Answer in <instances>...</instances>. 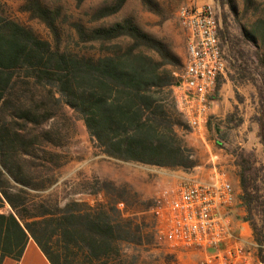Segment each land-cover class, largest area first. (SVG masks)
Returning a JSON list of instances; mask_svg holds the SVG:
<instances>
[{
    "label": "trees",
    "instance_id": "16d2710c",
    "mask_svg": "<svg viewBox=\"0 0 264 264\" xmlns=\"http://www.w3.org/2000/svg\"><path fill=\"white\" fill-rule=\"evenodd\" d=\"M23 1L31 18L44 23L57 38V13L41 0ZM243 1L245 9L252 4V0ZM76 33L97 44L91 47L95 52L52 47L30 29L0 15V262L6 257L19 259L31 239L50 264H162L152 252V234L120 208L125 203L115 185L103 183L110 193L92 205L61 201L43 194L55 179L32 170L37 168L36 160L52 157L38 153L36 138L29 137L25 128L28 123L50 120L51 106L60 100L83 121L90 138L109 157L174 170H186L191 164L177 132L180 115L168 102L170 88L177 82L139 50L142 46L164 57L161 44L129 19L88 31L77 26ZM241 37L254 47L264 74V4L248 28H241ZM121 38L132 45L112 44ZM237 55L234 73L241 75L239 79H252L242 54ZM229 79L235 81L234 75ZM37 87L45 93L41 95ZM220 87L217 81L216 94ZM256 89L254 120L264 149V79ZM239 166L242 221L249 225L258 259L264 264V199L258 205L260 213L256 212L258 198L250 190L248 177L254 170L250 156L239 154Z\"/></svg>",
    "mask_w": 264,
    "mask_h": 264
},
{
    "label": "rangeland",
    "instance_id": "374dc122",
    "mask_svg": "<svg viewBox=\"0 0 264 264\" xmlns=\"http://www.w3.org/2000/svg\"><path fill=\"white\" fill-rule=\"evenodd\" d=\"M120 1L41 0L46 8L58 15L55 23L58 29L57 38L44 23L31 18L24 9L23 0H0V15L30 29L52 47L57 45L60 50L87 54L95 52L97 44L78 37L77 26L88 31L129 19L141 33L161 44L165 56L161 57L142 46L139 50L150 56L159 64L161 70L171 74L177 82L187 56L177 11L181 6H201L208 2L220 20L219 36L228 70L218 80L221 87L213 98L211 117L201 134L191 130L179 111L174 86L170 88L168 102L180 115L182 125L177 132L187 149L186 154L189 155L191 164L188 169L201 167L202 172L209 175L213 172L212 167H215L217 172L226 175L235 192L239 191L241 195L239 154L250 156L254 166V170L248 172L250 190L258 198L256 212L260 213L258 205L264 199V149L257 137L258 126L254 118L258 110L256 86H261L264 74L256 59L254 47L242 41L241 28H248L254 21L264 0H252L248 9H245L243 0H123L119 9L114 11ZM132 43L124 38L112 42L122 48ZM93 46L95 48H91ZM237 54H242V60L246 63L244 69L252 79H239L241 75L238 77L234 73L233 64ZM229 75H234L235 81H231ZM37 90L41 95L45 93L40 87ZM212 108L214 111H211ZM51 110L53 117L50 120L41 124L28 123L25 128L29 137L36 138L35 148L38 153L47 152L52 157L48 161L36 160L34 164L37 168L32 169L45 177L55 179L54 184L43 192L44 196L50 194L52 199H74L92 205L105 198L109 191L103 183L110 182L118 188L125 203L120 208L143 222L147 231L152 234V252L159 258V262L200 264L199 252L173 249L159 241L155 235L151 210L161 188L177 181L174 169L109 157L97 147L87 133L83 121L62 100L53 103ZM96 192L99 194L96 195ZM234 215L242 221L245 210L241 201L235 206ZM259 216H256L257 220ZM246 233L252 236L249 225ZM151 261L155 263L154 258Z\"/></svg>",
    "mask_w": 264,
    "mask_h": 264
},
{
    "label": "built area",
    "instance_id": "2783aa9c",
    "mask_svg": "<svg viewBox=\"0 0 264 264\" xmlns=\"http://www.w3.org/2000/svg\"><path fill=\"white\" fill-rule=\"evenodd\" d=\"M189 62L173 87L179 111L201 134L220 77L227 73L219 36L220 20L210 4L185 5L177 11ZM206 175L201 167L175 169L177 181L158 192L152 214L156 238L173 249L201 255L200 264H262L257 244L234 215L238 194L222 172Z\"/></svg>",
    "mask_w": 264,
    "mask_h": 264
},
{
    "label": "crops",
    "instance_id": "0c3cea01",
    "mask_svg": "<svg viewBox=\"0 0 264 264\" xmlns=\"http://www.w3.org/2000/svg\"><path fill=\"white\" fill-rule=\"evenodd\" d=\"M211 111H214V108H212ZM236 193L238 194V196L240 195L239 191ZM238 222L241 224V227L243 228V230L247 232L248 224L240 220H238ZM0 264H50V262L47 260V258L42 253V251L39 249V247L35 244V242L30 239L26 243L19 259L6 257L1 260Z\"/></svg>",
    "mask_w": 264,
    "mask_h": 264
},
{
    "label": "bare ground",
    "instance_id": "6f19581e",
    "mask_svg": "<svg viewBox=\"0 0 264 264\" xmlns=\"http://www.w3.org/2000/svg\"><path fill=\"white\" fill-rule=\"evenodd\" d=\"M180 28H181V30H182V32H183V34H184L183 26L180 25ZM185 47H186V46H185ZM186 52H187V56H186L185 64H188V62H189V51H188L187 48H186Z\"/></svg>",
    "mask_w": 264,
    "mask_h": 264
}]
</instances>
